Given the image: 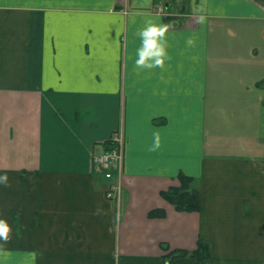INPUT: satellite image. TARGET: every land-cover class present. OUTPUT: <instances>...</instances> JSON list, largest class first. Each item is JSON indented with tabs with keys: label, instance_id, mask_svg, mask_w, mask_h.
I'll list each match as a JSON object with an SVG mask.
<instances>
[{
	"label": "crops",
	"instance_id": "1",
	"mask_svg": "<svg viewBox=\"0 0 264 264\" xmlns=\"http://www.w3.org/2000/svg\"><path fill=\"white\" fill-rule=\"evenodd\" d=\"M0 173V264H264V0H0ZM180 175L200 211L163 198Z\"/></svg>",
	"mask_w": 264,
	"mask_h": 264
},
{
	"label": "clouds",
	"instance_id": "2",
	"mask_svg": "<svg viewBox=\"0 0 264 264\" xmlns=\"http://www.w3.org/2000/svg\"><path fill=\"white\" fill-rule=\"evenodd\" d=\"M199 21L204 20V16H199ZM169 25L157 24L151 21L147 22L146 26L138 30V36L141 38L140 46L137 48V66L146 68L163 67L166 59L169 58L167 51L166 33ZM191 42V41H190ZM155 144L153 150L160 146L159 133H155ZM10 183L7 173H0V185H8ZM11 226L8 221L0 216V241L10 239L9 233ZM2 247V245H0Z\"/></svg>",
	"mask_w": 264,
	"mask_h": 264
},
{
	"label": "trees",
	"instance_id": "3",
	"mask_svg": "<svg viewBox=\"0 0 264 264\" xmlns=\"http://www.w3.org/2000/svg\"><path fill=\"white\" fill-rule=\"evenodd\" d=\"M180 187H172L168 191L162 192V196L170 202L179 212H198L200 211V194L196 190H191L190 185L193 178L180 175ZM186 256L189 253L186 251L180 252ZM204 254H208L207 247L200 241L199 249L193 253V256L201 258Z\"/></svg>",
	"mask_w": 264,
	"mask_h": 264
},
{
	"label": "built area",
	"instance_id": "4",
	"mask_svg": "<svg viewBox=\"0 0 264 264\" xmlns=\"http://www.w3.org/2000/svg\"><path fill=\"white\" fill-rule=\"evenodd\" d=\"M110 148L93 156L95 168L101 172L106 179H113L115 173L124 158L123 137L114 133L110 140ZM120 182L114 183L107 192L110 199H114L120 193Z\"/></svg>",
	"mask_w": 264,
	"mask_h": 264
}]
</instances>
